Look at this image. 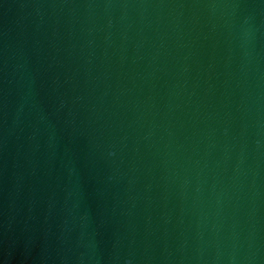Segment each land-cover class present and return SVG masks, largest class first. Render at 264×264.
<instances>
[{
  "label": "water",
  "instance_id": "95a60500",
  "mask_svg": "<svg viewBox=\"0 0 264 264\" xmlns=\"http://www.w3.org/2000/svg\"><path fill=\"white\" fill-rule=\"evenodd\" d=\"M0 264H264V0H0Z\"/></svg>",
  "mask_w": 264,
  "mask_h": 264
}]
</instances>
